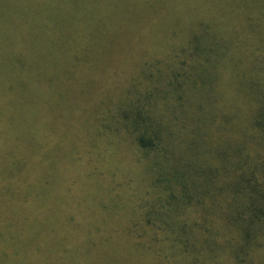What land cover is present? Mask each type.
I'll return each instance as SVG.
<instances>
[{
	"label": "trees",
	"instance_id": "trees-1",
	"mask_svg": "<svg viewBox=\"0 0 264 264\" xmlns=\"http://www.w3.org/2000/svg\"><path fill=\"white\" fill-rule=\"evenodd\" d=\"M172 1L178 0H0V84L9 117L16 97L24 110L18 133L7 121L9 137L23 136L39 151L52 142L66 158H52L55 171L34 195L31 174L8 177L20 211L13 205L8 210L24 224L4 229L8 235L21 230L15 237L21 243L30 238L19 241V250L51 251L37 260L34 254L35 264H60L58 251L124 247L158 252L160 263L173 262L172 253L183 264H209L191 251H228L229 264H248L250 251L263 255L264 25L249 26L242 45L238 30L224 43L209 34V0H197L186 12L200 14L190 30L175 15L149 33ZM179 34H187L186 41L162 58H132L119 73L114 68L129 56L124 41L140 45L142 57L157 43L144 38ZM137 36L143 41H134ZM113 68L119 75L107 89L110 100L87 109L81 106L85 98L77 107L70 103L67 96L81 91L85 79L97 89ZM224 69L223 87L218 78ZM203 76L212 78L208 102ZM81 110L88 112L84 121ZM59 122L77 123L74 141ZM116 139L124 142V156L112 146ZM81 155L96 160L75 167ZM90 168L81 184L92 177L101 184L78 185V175ZM7 246L4 251L13 249Z\"/></svg>",
	"mask_w": 264,
	"mask_h": 264
},
{
	"label": "rangeland",
	"instance_id": "rangeland-1",
	"mask_svg": "<svg viewBox=\"0 0 264 264\" xmlns=\"http://www.w3.org/2000/svg\"><path fill=\"white\" fill-rule=\"evenodd\" d=\"M208 2L211 5L208 7L206 11V18H207L206 21L208 24V28H210L209 34L213 33V35L215 36L217 35L219 38H223L224 43L228 41L229 32L231 33L233 30H238V35L240 39L239 42L242 45V42L245 41L244 36L246 34V30L249 29L248 28L249 26L251 25L256 26V24H259L261 21L262 22L260 23V26L264 25V0H209ZM197 3H198L197 0H178L177 2L174 1L170 2V4H168L169 7L165 9L161 13L160 17H157V19L150 25L152 26V28L148 30L149 33L160 28V25H163V22L165 20H168L174 17L175 15L178 24L184 27L185 29L190 30V25L192 23L195 24L196 21L199 20L200 14L196 15L197 13L189 14V12L188 13L186 12L189 11L190 8H192L194 5H197ZM214 25L215 26L219 25L221 26V28H216ZM156 33L157 32H154L155 35ZM186 35L184 34V39L182 37V34L166 39L158 36L148 37L146 39L144 38L143 40L145 42H148L150 40L151 41L157 40V43H155V45L152 47V51L150 50L147 55L142 57L140 56L143 54L144 50L143 52L140 53L141 49H143V48H138L140 45L134 46L124 41L125 46L128 45V49L126 50L125 54L128 53L129 56L126 58V60L117 59L118 61H115L114 64H116V66L114 68L116 70L118 69V73H119L123 69H126V67H124L125 64L132 58H134L131 60L132 62L147 60L149 58V55L151 56L150 59L154 57L162 58L165 53L171 50L172 47H176V45H179L183 40L186 41L187 39V37H185ZM143 40L142 37L137 36L134 41H143ZM134 41L132 43H134ZM258 46H253L251 49ZM261 50L263 51L264 49ZM254 54L256 56L258 54L260 55V51L259 53L257 51H254ZM104 64L107 63L104 62ZM129 64L132 66L131 62ZM114 68L110 71V74L106 76V79L103 78L99 79V84L97 85L98 86L97 89H95L96 83L93 84L94 82H92V78L85 79L84 85H81V87H83L81 91L67 96L70 103L73 106L77 107V103L81 102L85 98L81 106L83 109H87L95 106L96 104H101V102L106 103L107 100H110L111 95L107 93L108 92L107 89L114 81L116 82L115 78L119 75L113 73L115 70ZM220 73L221 75L219 76L218 81L224 87L225 81L228 78V69L227 70L224 69L223 71L220 70ZM123 76L127 77L130 75L127 72L124 75L121 74V77ZM211 79H212L211 76H203L202 78V80L206 83V86L203 89L206 98L208 97L207 102L209 101V97L212 94L211 86L208 83L211 82ZM114 89L115 88H113V90ZM4 93H5L4 89L0 84V95H1L0 98V227L1 228L0 229L2 230V233L0 232V236L1 234H3L4 236L3 242H0V264H35L33 259L34 254H36V260H37L39 256L38 253H48L51 251H23L22 249L19 250L18 243L20 241L19 240L20 238L18 233L20 232V235H22L23 234L22 231L21 230L13 231L10 235H8L6 229H4V226H10L12 227V229L13 227H17L20 229L24 224L22 219L20 220L16 217H12L11 213L8 210V208L13 205L14 206L13 209L15 211L17 212L20 211V207H19L20 204H17L18 202L17 198H14L13 197L14 195L10 194L12 191H14V187L8 188V177L11 174L13 175L19 174V177H24L25 179H29L28 174H31V176L33 177L31 180L30 189L32 190L33 193L32 195H34L36 189L40 188L42 184L46 181V179L50 176V174H52L55 171L52 167H50L52 158L58 155H62V161L66 162V158L63 157V153L65 151L63 150V152H61L56 150L55 147H53L52 142L48 143L50 146L47 149H45V151L44 150L39 151V149L37 148V146L33 141L31 140L27 142L23 141V139L26 140L23 136L20 137L15 135L14 137H9V133L7 132L8 131L7 121L9 122L12 121L16 125V130H17L16 132L18 133L19 132L18 121L22 122L24 110L21 109L18 103L19 97H16L15 99L16 101L14 104L15 109H13V105L12 103H10L11 112L9 117ZM86 114H88L86 110H81L79 112V116L80 118H82V121H84V119L86 118ZM66 124L67 123L65 122L64 124H61V122L58 123V125H61L62 128H64L65 131H67L66 134L68 135V137H70V139H68L67 137V140L74 141L70 136V133L77 126V123L72 124L73 125L72 127L69 126V124L68 127H66ZM88 130L89 129L86 127V131ZM112 143H113L112 145L113 148L116 149L118 153L123 154L120 156H124V149H123L124 142L120 141L119 139H116ZM10 146L13 147L12 150H9ZM23 146L26 149L25 153L22 152ZM79 157H77L78 159L75 160V162H73L75 164V167L85 168L88 163L91 165V160L92 161L96 160V156L90 157L88 158V160H86L85 155H81ZM69 163H71V161ZM69 168L74 169V166ZM90 172H91V168L86 171H82L78 175L79 177L78 185L81 184L82 177L83 176L88 177ZM65 174L66 176H69L68 172H65ZM93 181H95V187L101 184L97 178L95 179V177H92L89 179L88 182L82 183L81 186H85V187L86 185L89 186L91 183H93ZM69 183L70 182L66 183L67 186H69ZM11 184H14V182ZM76 185L74 184L70 185V187H72L70 193L75 189ZM94 194L95 193H91V196L94 197ZM128 194L131 195L130 192H128ZM111 195H113V193H111ZM49 200H52V204H54L55 201L54 193L50 195ZM24 203L26 202L22 201V204ZM113 204H115V202ZM117 208L118 207H116L115 209ZM118 212H120V209L118 210ZM11 235L13 236V238H11ZM15 237H18L19 239ZM115 239L117 238L115 237ZM21 240L22 243L25 244H28L30 242L29 237L27 238L23 237ZM8 243L16 251H13V249L11 251H4L2 246L5 247L7 246ZM127 248L128 247L121 248V251H92V252L91 251H58L60 254V258L63 259L59 261L60 264H183L184 263L180 254H178V260L175 261L176 258H174L172 253H169L173 262L160 263L157 258V256H160L158 252L127 251ZM227 252L228 251H191V254L193 256H196L200 261L209 259L208 260L209 264H226V262H228L227 260H225V258L228 257ZM250 252L252 257H251V261H249L248 264L251 263L263 264L264 251H259L263 255H259L258 252H254L256 256L252 254V251ZM161 254L165 255L168 253L162 251ZM47 257L49 258L50 256L48 255ZM78 259H83V260L78 261ZM36 264H55V262L53 260L52 261L45 260L43 262L38 260ZM227 264H229V262Z\"/></svg>",
	"mask_w": 264,
	"mask_h": 264
}]
</instances>
